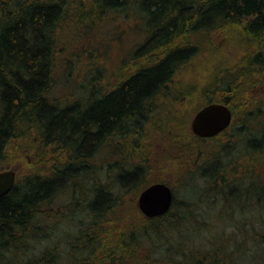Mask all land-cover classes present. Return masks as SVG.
I'll use <instances>...</instances> for the list:
<instances>
[{
  "label": "rangeland",
  "instance_id": "374dc122",
  "mask_svg": "<svg viewBox=\"0 0 264 264\" xmlns=\"http://www.w3.org/2000/svg\"><path fill=\"white\" fill-rule=\"evenodd\" d=\"M62 2L65 13L55 34L47 92L60 106L86 104L163 55L136 54L146 37L136 6L101 11L97 0ZM185 42L193 55L147 104L141 126L113 132L96 144L90 158L73 162L88 166L72 178L75 185L58 189L41 207L35 224L42 229L32 232L41 238L30 235L27 248L19 245L21 252L0 248V264H25L43 251L47 264H104L109 259L111 264H190L217 248L220 256L233 259L229 264H264V194L254 196L255 204L249 197L235 200L239 186L262 187L264 193V152L254 154L247 147L249 139L264 133V39L226 25L188 33L173 46ZM236 77L228 103L231 125L199 141L191 131L194 115L211 100L226 97ZM23 130L0 162V171L16 172L17 186L34 170L66 162L55 143L43 144L33 127ZM138 165L147 173L131 189L118 183L120 172ZM157 179L168 183L176 202L166 219L151 222L139 211L137 199ZM103 188L111 200L124 194L123 200L110 209L104 200L93 207V192Z\"/></svg>",
  "mask_w": 264,
  "mask_h": 264
},
{
  "label": "trees",
  "instance_id": "16d2710c",
  "mask_svg": "<svg viewBox=\"0 0 264 264\" xmlns=\"http://www.w3.org/2000/svg\"><path fill=\"white\" fill-rule=\"evenodd\" d=\"M97 3L101 11H121L129 4L136 6L146 36L136 54L158 52L163 55L157 60L152 58L155 64L139 68L112 90L89 98L86 104L75 102L60 106L47 96V92L57 52L55 34L65 13L64 3L62 0H0V162L9 143L18 138L19 133L24 134L23 129L28 127L38 132L43 144L55 143L66 154L65 163H56L41 172L32 171L23 184L17 186L15 183L0 200V248L21 252L19 245L25 247L31 240L30 235L40 239V235L32 232L42 229L39 223L35 224L42 213L41 207L50 203L55 191L68 184L75 185L73 179L81 176L77 171L85 165L75 166L73 162L90 158L96 144L113 132L124 133L129 128L141 126L146 118L147 104L167 88L177 66L193 55L194 49L187 42L175 47L176 41L194 31L216 30L226 25H238L253 37L264 39V0H97ZM258 55L255 60L260 59ZM236 78L227 85L226 97L210 103L224 104L232 111L228 103L233 96L232 88L239 80ZM247 147H251L254 154L263 153L264 133L249 139ZM211 168L214 170L213 166ZM146 173L147 167L138 165L120 172L117 181L130 185L131 189ZM223 179L221 181L225 182ZM155 182L168 185L164 179L151 183ZM260 189L262 187L239 186L235 200L249 197L255 204L254 196L264 194ZM101 190L93 192V207L104 200L105 208L110 209L118 199L123 200L124 194H113L111 200L110 192L105 188L106 193ZM175 202L174 195L170 210L154 218L155 221L166 219ZM218 250L210 249L206 256L193 257L190 264H229L233 260L220 256ZM25 264H47L46 252ZM104 264H111L110 259Z\"/></svg>",
  "mask_w": 264,
  "mask_h": 264
},
{
  "label": "water",
  "instance_id": "95a60500",
  "mask_svg": "<svg viewBox=\"0 0 264 264\" xmlns=\"http://www.w3.org/2000/svg\"><path fill=\"white\" fill-rule=\"evenodd\" d=\"M231 122L230 109L220 103H210L200 108L191 122V131L199 138H211L225 130ZM15 171L0 172V200L7 195L15 183ZM173 194L164 183H154L138 196L137 207L149 219L166 214L172 205Z\"/></svg>",
  "mask_w": 264,
  "mask_h": 264
},
{
  "label": "flooded vegetation",
  "instance_id": "af4514ba",
  "mask_svg": "<svg viewBox=\"0 0 264 264\" xmlns=\"http://www.w3.org/2000/svg\"><path fill=\"white\" fill-rule=\"evenodd\" d=\"M229 109H230V108H229ZM230 111H231V109H230ZM232 114H233V113H232V111H231V117H232ZM231 121H232V120H231ZM230 125H231V124H230ZM230 125H229V126H230ZM227 129H228V128H227ZM227 129H226V130H227ZM226 130H224L223 132H225ZM223 132L219 133L218 135L222 134ZM218 135H217V136H218ZM215 137H216V136H215ZM204 140H205V139H204ZM172 192H173V191H172ZM173 198H174V195H173ZM172 205H173V202H172Z\"/></svg>",
  "mask_w": 264,
  "mask_h": 264
}]
</instances>
